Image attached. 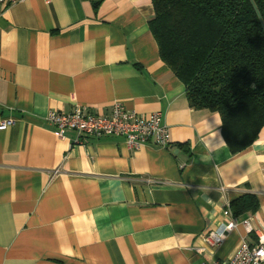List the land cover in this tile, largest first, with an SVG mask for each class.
I'll return each mask as SVG.
<instances>
[{
	"label": "crops",
	"instance_id": "0c3cea01",
	"mask_svg": "<svg viewBox=\"0 0 264 264\" xmlns=\"http://www.w3.org/2000/svg\"><path fill=\"white\" fill-rule=\"evenodd\" d=\"M153 17L151 0L0 4V122L13 121L0 129V264H210L264 234V127L232 154L219 113L192 108L161 60ZM116 102L160 112L172 146L81 142L45 120ZM252 193L256 212L236 217L231 203Z\"/></svg>",
	"mask_w": 264,
	"mask_h": 264
},
{
	"label": "trees",
	"instance_id": "16d2710c",
	"mask_svg": "<svg viewBox=\"0 0 264 264\" xmlns=\"http://www.w3.org/2000/svg\"><path fill=\"white\" fill-rule=\"evenodd\" d=\"M150 31L161 60L186 87L194 109L217 112L232 154L264 127V0H151ZM258 208L255 194L230 205Z\"/></svg>",
	"mask_w": 264,
	"mask_h": 264
},
{
	"label": "built area",
	"instance_id": "2783aa9c",
	"mask_svg": "<svg viewBox=\"0 0 264 264\" xmlns=\"http://www.w3.org/2000/svg\"><path fill=\"white\" fill-rule=\"evenodd\" d=\"M24 0H0L3 6H9ZM45 120L56 135L62 137L68 130L77 134L78 141L90 138L117 137L125 141L130 149L138 150L142 146L170 148L169 128L160 112L149 115L127 109L121 103H114L108 114L92 113L87 107L75 106L70 112L50 111ZM13 124L11 119H3L0 129ZM239 222L231 220L216 230H209L204 235L207 245H220L228 232L237 228ZM248 234L255 231L249 220L243 222ZM253 243L241 240L239 246L226 259L214 260L210 264H264V234H257ZM201 249H199L200 251Z\"/></svg>",
	"mask_w": 264,
	"mask_h": 264
}]
</instances>
